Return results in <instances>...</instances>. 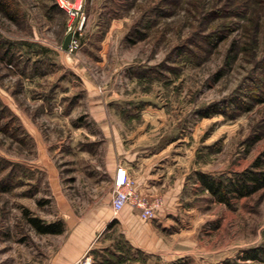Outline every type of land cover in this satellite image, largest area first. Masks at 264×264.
<instances>
[{"label":"rangeland","instance_id":"1","mask_svg":"<svg viewBox=\"0 0 264 264\" xmlns=\"http://www.w3.org/2000/svg\"><path fill=\"white\" fill-rule=\"evenodd\" d=\"M62 1L0 0V264H222L262 245L264 187L225 203L200 175L264 150V0ZM128 149L166 182L133 186L149 218L112 207Z\"/></svg>","mask_w":264,"mask_h":264},{"label":"trees","instance_id":"2","mask_svg":"<svg viewBox=\"0 0 264 264\" xmlns=\"http://www.w3.org/2000/svg\"><path fill=\"white\" fill-rule=\"evenodd\" d=\"M201 181L217 200L229 203L228 194L241 197L264 187V150L253 161L251 166L233 177H211L200 175ZM30 224L41 233H58L63 231L62 221L46 222L37 216L29 217ZM184 264V263H181ZM222 264H264V243L247 249L237 259H225Z\"/></svg>","mask_w":264,"mask_h":264},{"label":"crops","instance_id":"3","mask_svg":"<svg viewBox=\"0 0 264 264\" xmlns=\"http://www.w3.org/2000/svg\"><path fill=\"white\" fill-rule=\"evenodd\" d=\"M125 162L124 165L127 167L129 174H131L134 178L135 185L134 188L136 191L142 193V194H151L155 191H161L163 190V186H165L166 182L160 179L159 177L161 176L159 173H155L154 167H152V164L149 162L147 164H144L145 159H139V157L136 155V151H133L131 149H128L125 151ZM115 167H113V172L115 173ZM130 175V176H131ZM114 176V175H113ZM169 192L167 190L164 191V195L167 198ZM119 220L121 223L129 225V224H139L140 219H139V210L136 207H133L129 204H127L123 211L121 212ZM127 231L132 230L129 228H126ZM134 230L136 228H133ZM136 232V231H135ZM137 246L143 248L144 245L136 242L135 243ZM88 245H85L84 247H80L81 249L76 250L73 253H70L71 258H77L80 256L81 252L86 250V247ZM60 264H65L60 263ZM70 264V262H69Z\"/></svg>","mask_w":264,"mask_h":264},{"label":"built area","instance_id":"4","mask_svg":"<svg viewBox=\"0 0 264 264\" xmlns=\"http://www.w3.org/2000/svg\"><path fill=\"white\" fill-rule=\"evenodd\" d=\"M60 5H63L62 0H57ZM65 3V2H64ZM75 40L71 39L68 48H71ZM134 180L130 177L127 167L123 163H118L115 167V174L113 178L114 193L112 197V207L114 211L120 210L126 203L139 206L143 209L142 217L149 218L153 216L152 205L146 203L134 193ZM154 204V206H156ZM153 206V207H154ZM83 264H91L90 261L85 260Z\"/></svg>","mask_w":264,"mask_h":264},{"label":"water","instance_id":"5","mask_svg":"<svg viewBox=\"0 0 264 264\" xmlns=\"http://www.w3.org/2000/svg\"><path fill=\"white\" fill-rule=\"evenodd\" d=\"M72 37H73V33H72L71 31L68 32V33L65 35V37H64V39H63V42H62V47H63L64 49H67V48H68L69 43H70Z\"/></svg>","mask_w":264,"mask_h":264}]
</instances>
